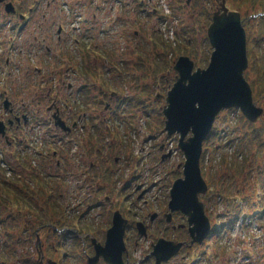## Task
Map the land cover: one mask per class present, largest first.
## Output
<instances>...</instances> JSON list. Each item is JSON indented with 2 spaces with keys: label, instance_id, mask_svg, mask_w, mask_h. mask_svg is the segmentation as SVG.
Returning a JSON list of instances; mask_svg holds the SVG:
<instances>
[{
  "label": "rangeland",
  "instance_id": "obj_1",
  "mask_svg": "<svg viewBox=\"0 0 264 264\" xmlns=\"http://www.w3.org/2000/svg\"><path fill=\"white\" fill-rule=\"evenodd\" d=\"M153 1L157 5L161 4L159 0ZM164 1L170 6L173 18L176 20L172 24L174 26L172 36L175 38L173 41L162 36V31L161 37L155 39L153 32L157 33L159 13L152 15V7L142 8L141 14L136 11L137 8L133 11L135 3L129 0L124 13L128 25L127 33L121 34L120 37L117 33H113L114 30L110 31L108 36L102 35L105 28L101 25L106 18L102 11H97L95 22L97 39L90 41L95 42L94 60L90 57L82 58L76 53H73L71 59L58 60L55 55H51L48 56V60H44L39 56L35 58L31 53L27 59L23 58L24 61L18 58L14 60V72H17L16 76L19 80H26L25 75L30 74V84L27 85L30 87L27 98L30 104L29 110L33 114L36 110L39 113L32 122L34 128L30 134L31 152L25 151V155L30 153V165L41 164L42 154L45 155V151L50 152L58 146L56 137L53 145L43 146V141L49 136L44 133L50 117L46 107L54 98L57 102L70 101L76 94L81 79H85L82 81V88H87L90 100L99 103L97 108L89 106L84 109L86 117H96L97 121L93 124L102 128L108 123L102 118L108 117L110 112L112 116L118 118L108 123L109 126H114L120 135V142L110 136L113 141L110 142L112 148L109 151L111 157L120 158L117 173L121 171V175L125 174V177L131 174L134 177L123 188L120 187L119 182L117 186L113 185L105 189L102 196L100 195L101 198H97L101 204L94 208L89 207L88 210L85 209L86 200L88 201L86 188L64 189V199L67 200L59 206L63 214L54 222L63 223L64 218H67L65 215H72L78 217L76 224L79 227L85 223L92 231L78 232L75 237H72L73 232L66 235L51 231L47 224L42 225L37 221L36 215L30 216L25 211V214H19L16 208L9 205L4 207V204H1L0 220L4 221L0 224V264H36L40 260L43 261L46 256L57 261L60 255L50 249V246L65 249L69 264H84L85 257L93 253L90 238H94L97 242L104 240V233L110 226V215L114 210H118L129 223L137 221L149 223V214L159 213L161 209L166 212L170 186L174 179L182 176L183 163L182 153L177 148L178 136L174 134L167 136L162 130L164 117L161 116L160 108L165 105V94L175 76L170 67L179 55H188L193 61L195 58L201 59L198 64L204 63L200 67H205L208 55L194 56L201 47L195 38L198 36L202 39L205 36L203 30L207 27L206 22L193 18V9H197L198 6H192V9L185 8L183 1L186 0H182L183 3L181 0ZM225 1L229 9L240 13L248 35V45L251 37H255L257 23L247 22V13L255 10L263 11L264 0ZM26 2L28 3L29 0ZM45 2L43 1V4ZM55 8L56 3L52 10ZM133 30L138 32L136 36L133 35ZM170 35L171 31L165 32V36L170 38ZM187 37L191 38L188 49L185 47ZM253 50L260 56V62L264 63L263 52L261 55L255 46ZM108 52L111 55L106 61L102 53ZM28 63L34 67H30L29 72L22 68ZM158 64L163 66L164 70L158 71ZM83 68L93 71L94 77L83 78L79 71ZM248 71L250 76L253 73V66L249 67ZM61 79L71 84V92L65 89L66 83L63 86L60 84ZM17 83L22 85L18 80ZM104 86L115 89L113 90L115 94ZM252 92L255 103L264 108V99L253 89ZM156 94H160L159 98L154 97ZM123 97L129 99V103ZM106 102L110 104V112L103 110ZM137 104L141 105V109L136 107ZM118 108L119 114L118 111L115 113ZM76 111V114H82L81 108L76 107ZM131 126L133 129L130 128ZM214 126L213 136L205 144L206 151L200 162L201 175L208 186L206 195L201 201L205 215L212 227L216 228L215 232H219L220 235L218 237L213 235L196 250H190L188 255L185 254L189 257L182 264H192L201 253L206 254L201 264H264V208H260L264 207V189L261 186L264 182V118L255 124H249L238 112L223 111L217 116ZM107 132L110 135V131ZM66 140L61 141L65 143ZM68 146L74 149L71 143H68ZM236 148L239 154L233 153ZM9 152L10 150L4 153L6 164L12 163ZM163 154H169V157L161 161ZM235 164L241 165V169L236 170ZM117 173L112 172V177H116ZM5 177L7 178V175ZM116 180L118 181V178ZM2 182L6 181L0 176V183ZM135 184L141 185V189L135 191ZM9 187L14 188L12 184H9ZM142 189L145 191L140 195L141 198H136ZM104 196L108 197L107 200ZM43 199L45 200V197ZM240 206L239 218L231 220L229 211ZM252 216L257 220L250 218ZM158 224L159 220L156 218L152 225ZM183 224L184 228H187L185 220ZM63 227L67 228L64 224ZM129 227L128 225L126 228L128 230L125 232V247L129 255L136 258L138 255V247L135 249L134 246L136 233H132ZM24 228L29 231H25ZM34 229H37L38 243L42 245L41 254H38L35 247L37 240ZM157 235L158 233L155 236L148 235L146 239H138V242L145 246L143 255L151 250L148 244L154 243L158 238ZM173 237L177 240L182 236L173 235ZM172 264H179V259L173 260Z\"/></svg>",
  "mask_w": 264,
  "mask_h": 264
},
{
  "label": "flooded vegetation",
  "instance_id": "obj_2",
  "mask_svg": "<svg viewBox=\"0 0 264 264\" xmlns=\"http://www.w3.org/2000/svg\"><path fill=\"white\" fill-rule=\"evenodd\" d=\"M42 1L46 2L42 4ZM7 2L13 4L15 14L17 15L9 16L19 17L23 15L25 17L24 26L22 27L23 40L27 42L29 48L34 47L40 51V58L44 60H48V56L51 55H55V58L58 60L71 59L73 53L81 55L82 58H93L94 49L90 41H95L96 38L95 20L97 16L95 12L97 10H101L106 18L103 21L105 24L102 23L101 25V27L105 28V32H102V35L108 36L113 28V33H117L118 37L123 33H127L126 19L121 17L122 13L125 12L122 4L123 0H38L34 1L35 4L32 6H28L25 0H5V2L0 4L2 18L5 17L3 8ZM54 3H56V8L52 10ZM78 9L83 12L82 22L79 21L81 15L77 14L73 18L69 14ZM110 16H114L113 19ZM133 34L137 35L136 32ZM104 55L107 59L111 53L108 52ZM79 71L82 73L83 78L86 76L93 78V72L90 69L86 68ZM82 81L76 89V94L79 95L78 101L73 97L70 101H67L65 98L66 101L57 102L54 98L46 107V110H49L50 114L54 113L57 116L58 127H55V129L59 135L58 146L50 152L45 151V155L41 153L43 160L41 159V164H37L36 166L29 165L30 154L25 155V151L29 152L31 150V118L33 119V115L29 110L30 104L26 97L27 94L23 92L22 95L21 90H17L14 85L10 86V90L7 93L11 109L6 111L5 117L1 119L6 125V142L10 150V162L12 161L13 163L10 165L12 169L11 179L13 182H16L18 179L17 184L20 183L22 185L26 179L32 186L41 189V195L40 198L38 197V200L41 204V215L44 218L48 217L49 214L51 215L56 208L59 209L62 202L67 200V198L64 199V189L66 188H86L88 190V201L86 200L85 209L88 210L91 202L96 198H101V194L104 193L105 189L113 185L117 186L119 182L120 187L122 186L123 188L134 177L133 174L125 177V174L121 175V171H119V174L117 173L120 158L118 156L111 157L109 151L112 148L110 142L113 141L110 136H114V140L120 142L118 139L120 137L119 133L115 130L114 126L108 125L110 120H118V118L112 116L110 104L106 102L103 105V110L110 112L108 117L102 118V120L108 121L105 124L107 126L103 132H96L97 127L93 124L97 121L96 117H86L85 112L76 114V107L83 109L85 106H91L92 104L89 96L86 95L87 88H82ZM65 83V89L71 92V84L64 79L60 80L62 86ZM105 87L111 90L110 87ZM5 93H3L4 97ZM111 93L114 92L112 91ZM4 97H0V106ZM35 115H39L38 110L35 111ZM22 116H25L23 120L21 119ZM17 118H20L19 121H17ZM108 130L110 131V135L107 132ZM96 136H100L101 138L98 140ZM62 139L67 140L63 143ZM54 141H56L54 138L48 136L43 141V146H51L54 144ZM69 141L74 149L68 146ZM127 165H129V162ZM119 168L122 170L121 167ZM16 172H22L23 176H19ZM112 172L117 173L116 177H112ZM116 178L120 180L117 181ZM140 187L141 185L135 184L134 190L137 191L141 189ZM144 191L142 189L136 198H141L140 195ZM44 197L45 200L43 199ZM104 197L107 200L108 197ZM82 199L85 202V199ZM49 205L53 206L50 212ZM165 213L161 209L159 213L153 212L149 214V223L145 221L137 222L143 224V231L147 232V237L148 235L155 236L158 233L156 241L159 238H163L166 241L179 244L178 254L161 264H172L176 258L179 259V262L184 261L185 254L188 255L190 250L193 249L190 245L188 228H184L183 220H185V217L178 212H173L168 216L171 219L167 222L165 220ZM156 218L159 220V224L152 225ZM70 220L67 225H71L66 226L67 228L62 226L63 223L57 222V225H61L62 232H92L88 224L85 223H83V226L86 231L83 228H79L78 224H76L78 217L75 218L71 215ZM135 223H130L129 227L133 233L139 232L135 227ZM74 225H77V227H74ZM50 226V230L54 231V226ZM37 229H34L33 232H37ZM127 230L125 229L124 232H127ZM173 235L175 237L181 235L182 237L175 240ZM139 238L141 237L136 235L134 240L135 249L138 247V255H136V258H132L125 247V252L122 253L124 264H154L155 258L152 256L151 250L152 244L156 241L148 244V248L151 250L146 255H143L145 246L138 242ZM104 241L105 233L104 240L96 242L99 245H103ZM89 242L91 244V241ZM90 246L93 251L92 244ZM39 247L42 248V245H39ZM51 248L53 249V246ZM59 255L62 260L60 264H69L67 262L69 259L68 253L63 252ZM89 256L85 257V262ZM95 264L106 263L101 258H98Z\"/></svg>",
  "mask_w": 264,
  "mask_h": 264
},
{
  "label": "water",
  "instance_id": "obj_3",
  "mask_svg": "<svg viewBox=\"0 0 264 264\" xmlns=\"http://www.w3.org/2000/svg\"><path fill=\"white\" fill-rule=\"evenodd\" d=\"M221 16L229 18L230 27L225 35L216 36L212 26ZM207 37L213 47L208 66L205 69L197 68L192 73V61L187 57H179L173 67L178 75L166 94V105L162 110L165 117L164 130L168 134H179L178 147L184 156V179H178L172 185L169 207L172 210H180L186 216L192 243L195 245L206 237L209 230L202 204L198 200L206 191V185L200 175L199 158L202 142L209 133L215 116L221 109L233 107L240 109L248 120L255 122L262 113L253 103L251 90L243 77V71L247 67L246 42L239 14L228 11L224 1L213 14L211 24L207 28ZM218 44L223 48L222 55H217ZM198 73L200 75H197ZM193 77L196 78L192 79ZM195 97H199L196 104L200 111L189 116L187 104ZM241 103L243 107L240 106ZM181 122L189 128L190 136L187 138L188 133L182 134L178 129V123ZM124 223L118 213H115L112 227L106 232L104 245L94 244L95 255L88 259V264H95L99 257L108 264H123L121 254L125 250L122 240ZM178 248V244L159 240L153 249L155 264L168 259ZM45 264L56 263L47 260Z\"/></svg>",
  "mask_w": 264,
  "mask_h": 264
},
{
  "label": "trees",
  "instance_id": "obj_4",
  "mask_svg": "<svg viewBox=\"0 0 264 264\" xmlns=\"http://www.w3.org/2000/svg\"><path fill=\"white\" fill-rule=\"evenodd\" d=\"M249 1H252V0H249ZM262 3L264 5V1H262ZM262 7L264 8V6H262ZM257 24H258V31L255 34L254 38L251 37L249 44H248V52H247L248 57H249V67L253 66V73L250 76H248V74H250L249 73L250 71L247 70L245 73V77H246L247 81L249 82L251 88L254 90V92H256L258 94V96L263 98V96H264V63H263V61L260 62V60H259L260 56L256 52H254L253 49L255 46L257 51L260 52L261 55L263 52V55H264V49H263L264 48V19H262ZM235 153L239 154V150L237 148L235 149ZM234 168L236 170L241 169V165L235 164ZM2 193H5L4 194L5 198L3 201L5 205H3V206L6 207L7 205H9L8 204L9 202L7 199H9L11 192L6 187H3ZM35 194L40 196L41 191L37 190V192ZM13 198L15 199L14 204H16V207H19V208L25 207L29 213L34 211L35 203L32 202V198L23 196L19 193H18V195H15V197H13ZM36 199H38V197ZM53 214L58 215V212H56V210H54ZM54 215L51 214L50 217L56 218Z\"/></svg>",
  "mask_w": 264,
  "mask_h": 264
},
{
  "label": "snow or ice",
  "instance_id": "obj_5",
  "mask_svg": "<svg viewBox=\"0 0 264 264\" xmlns=\"http://www.w3.org/2000/svg\"><path fill=\"white\" fill-rule=\"evenodd\" d=\"M230 27V21L227 17H219L217 21L213 24L212 30L216 36H223L225 35ZM223 54V48L220 44L217 45V55ZM197 75H200L199 73ZM196 77H193L192 79H195ZM199 99V97H195L193 99H190L187 104V114L189 116H192L194 114L199 113L200 108L197 106L196 101ZM241 107L244 105L241 103ZM178 129L182 132V134H187L189 132V128L186 124L178 123Z\"/></svg>",
  "mask_w": 264,
  "mask_h": 264
}]
</instances>
